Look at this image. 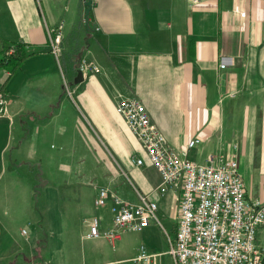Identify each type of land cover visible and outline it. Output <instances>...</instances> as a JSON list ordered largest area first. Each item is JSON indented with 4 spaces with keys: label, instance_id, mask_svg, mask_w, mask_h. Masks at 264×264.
<instances>
[{
    "label": "crops",
    "instance_id": "1",
    "mask_svg": "<svg viewBox=\"0 0 264 264\" xmlns=\"http://www.w3.org/2000/svg\"><path fill=\"white\" fill-rule=\"evenodd\" d=\"M85 2L0 0V52L24 42L29 54L12 74L0 68L9 97L0 264H137L142 230L87 237L93 217L112 227L113 195L132 203L147 195L158 204L149 225L176 235L182 184L160 191V173L116 110L121 96L142 101L181 156L214 165L236 157L247 196L264 200V0H92L89 24ZM85 57L99 70L81 79ZM137 157L142 165L131 164ZM101 186L105 206L95 204ZM257 241L264 247V224Z\"/></svg>",
    "mask_w": 264,
    "mask_h": 264
},
{
    "label": "built area",
    "instance_id": "2",
    "mask_svg": "<svg viewBox=\"0 0 264 264\" xmlns=\"http://www.w3.org/2000/svg\"><path fill=\"white\" fill-rule=\"evenodd\" d=\"M61 43L62 32L58 30L50 41L51 51L57 56L61 52ZM227 63L223 60L221 67H226ZM79 70L85 78L90 72L98 71L99 65L85 57L80 61ZM8 104L9 97L0 85V117L7 115ZM116 110L137 135L148 159L160 173V191L182 184L177 231L174 238L169 237L167 251L175 264H264V247L257 241L259 229L264 224V200L247 196L236 157L218 165L194 162L168 145L138 98L121 96ZM199 141V138H193L187 147L190 149ZM143 163L142 157L131 160L132 165ZM97 190L95 204L103 205L109 198V189L101 186ZM111 199L112 227L101 230L100 219L93 217L87 237L105 236L118 240L125 231L138 232L151 220L159 221L158 204L147 195H140L139 203L119 195H113ZM161 255L149 251L141 243L133 261L164 264L159 261Z\"/></svg>",
    "mask_w": 264,
    "mask_h": 264
},
{
    "label": "rangeland",
    "instance_id": "3",
    "mask_svg": "<svg viewBox=\"0 0 264 264\" xmlns=\"http://www.w3.org/2000/svg\"><path fill=\"white\" fill-rule=\"evenodd\" d=\"M62 92H63V87H62ZM73 94H74L73 92L70 93V95ZM87 125L91 129V125L90 124ZM70 127H73L72 124H69V128ZM50 142L53 143L52 149L57 151L61 141L58 138H52ZM105 205L106 204H103V206ZM169 236L170 238L171 237L174 238L175 229L173 228L171 229V227H168L165 224L164 226H162L159 222L151 223L148 227L142 230V233L140 235L141 239L146 243L147 246L146 245L145 246L149 251H160L162 248H165V251L161 250L163 252H161L162 255L160 259L165 264H175L174 258L168 252H166L169 248ZM128 239H130L128 235L126 237L124 236V241Z\"/></svg>",
    "mask_w": 264,
    "mask_h": 264
},
{
    "label": "trees",
    "instance_id": "4",
    "mask_svg": "<svg viewBox=\"0 0 264 264\" xmlns=\"http://www.w3.org/2000/svg\"><path fill=\"white\" fill-rule=\"evenodd\" d=\"M24 42H4L0 52V68H7L10 74L14 73L28 57Z\"/></svg>",
    "mask_w": 264,
    "mask_h": 264
},
{
    "label": "water",
    "instance_id": "5",
    "mask_svg": "<svg viewBox=\"0 0 264 264\" xmlns=\"http://www.w3.org/2000/svg\"><path fill=\"white\" fill-rule=\"evenodd\" d=\"M85 4L87 6L86 12H85V19H86L87 24H89V13H90L91 5H92V0H86ZM78 77L83 79V76L81 75L80 70L78 72Z\"/></svg>",
    "mask_w": 264,
    "mask_h": 264
}]
</instances>
